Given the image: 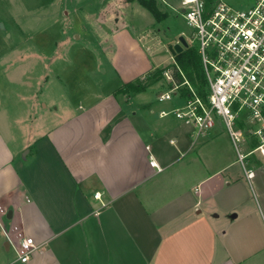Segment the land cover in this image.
Masks as SVG:
<instances>
[{
    "label": "crops",
    "instance_id": "crops-1",
    "mask_svg": "<svg viewBox=\"0 0 264 264\" xmlns=\"http://www.w3.org/2000/svg\"><path fill=\"white\" fill-rule=\"evenodd\" d=\"M136 79L116 69L98 96L72 80L26 136L0 108V264H22L18 233L39 246L26 264H264V157L240 162L218 124L197 138L178 99L116 95Z\"/></svg>",
    "mask_w": 264,
    "mask_h": 264
},
{
    "label": "rangeland",
    "instance_id": "rangeland-1",
    "mask_svg": "<svg viewBox=\"0 0 264 264\" xmlns=\"http://www.w3.org/2000/svg\"><path fill=\"white\" fill-rule=\"evenodd\" d=\"M111 1L0 0V108L10 111L12 123L27 126L25 136L29 126H47L46 115H57V107L62 112L74 79L98 96L113 85L116 69L125 80L140 78L133 83L142 84L153 108L168 109L178 101L159 103L156 94L170 87L157 72L172 66L173 47L181 38L197 43L191 42L182 0H154L160 15L142 0ZM226 2L245 9L251 0Z\"/></svg>",
    "mask_w": 264,
    "mask_h": 264
},
{
    "label": "built area",
    "instance_id": "built-area-1",
    "mask_svg": "<svg viewBox=\"0 0 264 264\" xmlns=\"http://www.w3.org/2000/svg\"><path fill=\"white\" fill-rule=\"evenodd\" d=\"M181 11L193 29L192 44L197 42L207 97L204 100L198 94L174 60L163 72L170 87L157 95V101L180 100L173 115L192 126L197 138L210 135L221 122L240 162L254 153L264 157V0H251L245 9L217 0L211 10L205 0H182ZM176 71L183 77L182 83L176 82ZM167 115L168 112L161 113L163 117ZM249 140L255 147L244 153L242 145ZM151 164L156 166L154 161ZM247 176L252 178L254 173L248 171ZM0 213L5 214L1 207ZM17 239V259L26 264L39 246L33 237L22 233L17 234Z\"/></svg>",
    "mask_w": 264,
    "mask_h": 264
},
{
    "label": "trees",
    "instance_id": "trees-1",
    "mask_svg": "<svg viewBox=\"0 0 264 264\" xmlns=\"http://www.w3.org/2000/svg\"><path fill=\"white\" fill-rule=\"evenodd\" d=\"M217 0H205L206 7L208 10H211L216 4ZM142 5L145 8L151 9L156 15H160V11L154 2V0H142ZM173 52L175 54L174 60L180 70L183 72L186 79L191 83V85L196 89L198 94L206 100L207 97V82L205 78V73L201 63V58L198 54V48L196 46H187L182 49V51L177 52L175 47H173ZM167 68H170L167 67ZM161 69L157 73L161 75L167 69ZM156 75V74H155ZM164 77V76H163ZM174 78L176 82L182 83L183 77L179 72H175ZM146 89L140 83H127L122 86L117 92L116 95L120 94H129L142 92Z\"/></svg>",
    "mask_w": 264,
    "mask_h": 264
},
{
    "label": "water",
    "instance_id": "water-1",
    "mask_svg": "<svg viewBox=\"0 0 264 264\" xmlns=\"http://www.w3.org/2000/svg\"><path fill=\"white\" fill-rule=\"evenodd\" d=\"M180 43H181V45L177 44V45L175 46V49L177 50V52L182 51L183 47H186V46H187V43H186V41H185L184 38H181V39H180Z\"/></svg>",
    "mask_w": 264,
    "mask_h": 264
}]
</instances>
